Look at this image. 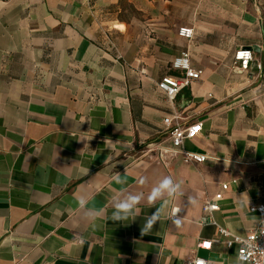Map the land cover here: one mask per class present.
<instances>
[{"label":"crops","instance_id":"1","mask_svg":"<svg viewBox=\"0 0 264 264\" xmlns=\"http://www.w3.org/2000/svg\"><path fill=\"white\" fill-rule=\"evenodd\" d=\"M250 46L243 70L234 55ZM187 49L202 74L171 102L157 83L178 74L171 62ZM175 113L203 121L184 148L207 154L204 163L146 154L168 140L164 118ZM165 176L182 181L183 224L163 219L142 235L160 206L148 194ZM129 194H143L135 220L114 221V203ZM208 198L231 232L256 227L264 0H0V264H245L201 223Z\"/></svg>","mask_w":264,"mask_h":264},{"label":"built area","instance_id":"2","mask_svg":"<svg viewBox=\"0 0 264 264\" xmlns=\"http://www.w3.org/2000/svg\"><path fill=\"white\" fill-rule=\"evenodd\" d=\"M195 31L192 26H182L179 28V35L192 39ZM254 59L251 48L240 47L236 50L234 60L239 62V68L247 70ZM171 68L178 72L177 75H165L158 83V87L167 98L174 102L183 89L189 87L194 80L201 77L202 70L196 69L191 64V54L189 50H184L171 62ZM164 124L169 128V138L164 142L149 145L146 154L153 159L162 161L169 165L177 157H181L187 163L199 165L208 159V155L192 150H186L184 143L191 140L203 130V121L195 120L183 122L179 114H173L164 118ZM223 189L228 188V184H222ZM220 209V204L215 199L208 198L202 206L203 225H214L217 228V240L227 247L236 246L238 259L245 264H264V202L255 203L250 206L251 212L258 214V222L254 229L246 235H238L231 232L226 227L220 225L214 217V212ZM212 240L199 242L202 248L210 249ZM188 264H208L202 257H195Z\"/></svg>","mask_w":264,"mask_h":264},{"label":"clouds","instance_id":"3","mask_svg":"<svg viewBox=\"0 0 264 264\" xmlns=\"http://www.w3.org/2000/svg\"><path fill=\"white\" fill-rule=\"evenodd\" d=\"M116 183H123L119 174L114 176ZM147 182L146 177L139 179L140 184ZM185 195L182 187V181H176L171 176H165L155 186L152 187L147 197V202L150 206L154 207L157 201H160V206L156 207V211L148 216L141 229L142 235H147L154 225L161 222L163 219L171 221L172 225L180 228L183 224V216L179 215L182 208L174 206L175 201ZM143 199V194L132 195L129 194L122 199H118L114 203V210L112 219L114 221L135 220L139 203ZM79 207L84 208L86 201L80 199L77 201ZM198 203L195 197H188V206H195ZM171 206V211L169 208Z\"/></svg>","mask_w":264,"mask_h":264},{"label":"water","instance_id":"4","mask_svg":"<svg viewBox=\"0 0 264 264\" xmlns=\"http://www.w3.org/2000/svg\"><path fill=\"white\" fill-rule=\"evenodd\" d=\"M246 48H251L252 50L254 49V47H253V46H250V47H246Z\"/></svg>","mask_w":264,"mask_h":264}]
</instances>
